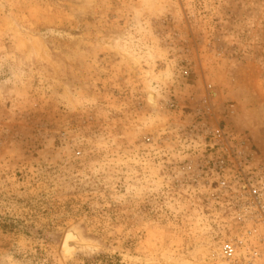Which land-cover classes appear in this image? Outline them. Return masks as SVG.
Instances as JSON below:
<instances>
[{
  "label": "rangeland",
  "instance_id": "rangeland-1",
  "mask_svg": "<svg viewBox=\"0 0 264 264\" xmlns=\"http://www.w3.org/2000/svg\"><path fill=\"white\" fill-rule=\"evenodd\" d=\"M224 176L264 193V0H0V264H224Z\"/></svg>",
  "mask_w": 264,
  "mask_h": 264
},
{
  "label": "built area",
  "instance_id": "built-area-1",
  "mask_svg": "<svg viewBox=\"0 0 264 264\" xmlns=\"http://www.w3.org/2000/svg\"><path fill=\"white\" fill-rule=\"evenodd\" d=\"M215 141L221 143L222 134L219 131L215 132ZM239 170L241 166L236 165ZM226 162L220 161L216 165V169L226 174L225 172ZM225 172V173H224ZM250 179L233 177L231 179L224 176L217 184L221 190H231L241 186L240 189L246 190V200L249 202L250 209H252L249 215L253 216L255 222L258 224L257 227H261L262 233L264 234V193L262 190L249 184ZM232 184L235 187H230ZM259 229L251 227L246 229L244 235L240 238L232 241L224 242L221 246V259L224 264H264V236L260 240L253 241L255 234H258ZM258 238V236H257Z\"/></svg>",
  "mask_w": 264,
  "mask_h": 264
},
{
  "label": "bare ground",
  "instance_id": "bare-ground-1",
  "mask_svg": "<svg viewBox=\"0 0 264 264\" xmlns=\"http://www.w3.org/2000/svg\"><path fill=\"white\" fill-rule=\"evenodd\" d=\"M147 103L152 107V108H156V106H157V100H156V97H155V95L153 94V93H149L148 95H147ZM70 232H72L71 230H70ZM76 235V234H75ZM77 237V236H76ZM75 236H73L71 233L70 234H68V236H67V241H66V246H65V249H64V253H63V255L64 254H66V253H68L69 254V250L71 251L72 249H74V247H72V243L73 242H75V241H77V240H80L79 238H76ZM70 244V245H69ZM75 244V243H74ZM76 246H77V244H75ZM74 245V246H75ZM80 245V244H79ZM84 245V244H83ZM63 250V249H62ZM63 252V251H62ZM72 254V253H71ZM67 255V254H66ZM66 255H64V256H66ZM67 256H69V255H67ZM66 256V257H67ZM65 257V258H66Z\"/></svg>",
  "mask_w": 264,
  "mask_h": 264
}]
</instances>
